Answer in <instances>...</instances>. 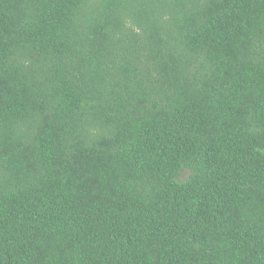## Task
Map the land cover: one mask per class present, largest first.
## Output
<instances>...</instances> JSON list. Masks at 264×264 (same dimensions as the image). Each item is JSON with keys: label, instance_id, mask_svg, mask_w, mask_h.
<instances>
[{"label": "trees", "instance_id": "16d2710c", "mask_svg": "<svg viewBox=\"0 0 264 264\" xmlns=\"http://www.w3.org/2000/svg\"><path fill=\"white\" fill-rule=\"evenodd\" d=\"M0 264H264V0H0Z\"/></svg>", "mask_w": 264, "mask_h": 264}]
</instances>
